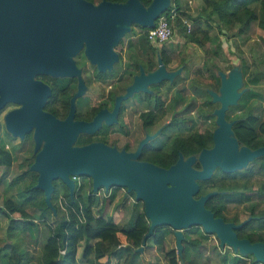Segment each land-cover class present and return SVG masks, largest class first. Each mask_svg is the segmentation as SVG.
<instances>
[{"label":"water","instance_id":"95a60500","mask_svg":"<svg viewBox=\"0 0 264 264\" xmlns=\"http://www.w3.org/2000/svg\"><path fill=\"white\" fill-rule=\"evenodd\" d=\"M171 5V0H152L144 5L140 0L112 2L101 0H0V112L6 105H19L3 116V126L14 138L24 139L32 133L34 161L29 170L37 173L35 188L45 194L47 206L52 203L54 181L61 180L72 196L77 177H89L92 191L101 188L124 187L134 193L136 201L144 203V213L149 220L148 232L143 239L146 246L156 227L169 226L174 230L176 249L182 255L184 231L201 227L214 233L221 247H230L243 257L254 256L264 263V243L239 238L236 229L247 223L226 222L216 217L206 207V202L217 192H208L196 198L199 181L208 180L219 168L231 173L247 168L258 157H264V146L251 149L240 146L227 112L239 103L247 90L243 71L234 66L229 72H219V91L209 89L214 103L216 127L213 147L203 149L198 158H184L169 167L138 159L150 136L143 139L134 152L118 150L101 142L77 145L80 133H93L105 121L115 120L119 105L137 92H149L150 84L164 80L173 82L183 67L168 70L159 56V66L152 72L136 75L126 92L116 98L114 110L102 109L93 120H75V101L86 89L82 69L74 57L84 50L88 61L99 72L112 70L119 61L116 47L134 25L153 28L157 20ZM63 57L65 62L52 67L48 59ZM77 77L78 91L71 99V109L66 119H59L46 111L45 105L51 88L35 75ZM110 116L114 120H110ZM198 159L201 168H194Z\"/></svg>","mask_w":264,"mask_h":264},{"label":"trees","instance_id":"16d2710c","mask_svg":"<svg viewBox=\"0 0 264 264\" xmlns=\"http://www.w3.org/2000/svg\"><path fill=\"white\" fill-rule=\"evenodd\" d=\"M88 1L99 3L101 0ZM109 1L125 2L126 0ZM140 1L147 6L152 0ZM201 1L203 4L196 15L189 13L186 7L183 6L181 0H171L170 8L162 14L169 16L170 23L174 26L176 32L185 38L186 42L197 43L202 46L207 42H211L216 44L217 47L211 50V52H207L209 57L202 65L196 68L190 69L186 60H181V65H185V69L188 70L186 76H177L171 84H167L168 86L166 88L167 93L173 88L177 89L176 91L180 94L181 100L178 101L177 97H173L172 104L169 107L175 108L178 103H182L183 100L187 99L189 92L196 93L197 95H209V86L214 91L219 90V72L222 69L217 63V58L221 54V43H218L219 35H210V30L214 24L219 34L226 32L233 34V36H239L247 30H250L252 24L257 22L258 35L264 39V0ZM255 2L261 5V17L258 16L256 10L253 8L252 4ZM173 9L177 11V16L170 18V12ZM184 18L191 21V32H187V26L183 22ZM138 27L143 35L141 33L139 34L137 43L133 40H128L126 42V49L158 50V47L155 48L151 45L147 38L148 29ZM123 43L121 42L120 45ZM166 44H163L159 49L163 62L165 65H169L172 61L171 55L176 52V49L174 46H168ZM156 65V62H149V68L155 67ZM230 69H232V66H229L227 70ZM241 69L245 79L244 86L248 87L247 85L253 84V87H250V90L244 93L240 100L241 103L239 102L238 104V106L245 104L246 107L244 108L243 115L236 118L237 120L233 130L240 145H246L255 149L264 146V119H262L261 114H257L258 110L260 111L262 109V112H264V109L260 107L259 101L252 100L249 104L248 100L252 96L253 98L261 97L259 84L264 79V71L258 68L254 70L246 62L243 63ZM206 77H211L214 83L212 85L208 84ZM187 79L191 81L190 86L185 84ZM57 90L59 91V89ZM261 93L263 95V92ZM207 103L214 105L212 101H208ZM194 106L195 103L193 102L180 112L182 115L180 125L186 128L191 127L190 122L193 119L184 113L192 110ZM176 121L175 119L174 122ZM2 129L5 130L3 124H0V138ZM5 132L11 136L6 130ZM212 135V131L202 133L198 130L187 135L177 134L169 142V148L165 152L148 153L149 156L143 159L150 160L161 167L167 168L176 162L179 156L178 152H181L187 157L192 154H198L203 147L210 146L212 144ZM29 137L31 139V154L29 153L28 156L22 158L18 165L19 168H23L24 166L27 168L18 174L17 178L23 177L25 174L31 172L29 167L34 161L35 154L32 151V137L27 136V139ZM27 139L18 143L20 150L24 149ZM12 140L17 139L13 138ZM5 141V138L3 139L2 137V143L0 142V168L6 173H4V177L7 175L13 163L18 159L15 154L18 151L16 149L18 145L11 144L12 149H9ZM83 142L86 141H82V139L78 140L79 144ZM262 158H256L247 168L242 170L223 173V175L227 176V179L216 184V189L219 191L217 196L221 197L223 195L221 193L222 191H225L227 193L226 195L229 196L238 194L242 199H246L250 195L263 194L264 184L255 186L252 183L254 176L261 175L264 177V161ZM219 173H221V170ZM238 178H240V182L237 181ZM0 181L2 182L1 178ZM36 183L37 175H34L32 181L24 189L25 198L22 203L13 198L4 197L2 204H0V214L9 219L7 235L4 238H0V264H112V256L118 258L116 264H137V250L143 246V239L148 232L150 224L144 211L134 214L129 222V226L122 227L117 224L112 216H104V207L107 201L105 199L98 210V216H96L93 207L99 203V199L92 193L86 194L83 192V188L78 185L77 180L72 196L69 193V188L62 181L61 183L64 184L65 190L61 189L58 181H54L55 190L52 194V203L55 210H52L45 202L44 192L34 187ZM204 184L201 183V193H205L207 190ZM60 195H63L62 198L65 201L66 207L64 206V209H61L57 202ZM132 195L134 194L132 193ZM217 196H212L206 203V207L210 208L216 216L224 217L225 220L238 221L234 217L226 216V205L229 202H221L220 204L212 202ZM246 208L248 210V216L252 218L240 229H236L239 238H248L251 242L264 243V231L257 230L258 228L256 227L264 225V206L261 207V204L255 201L247 205ZM30 209H32V213L29 211ZM48 212L54 217L55 224H51L46 218ZM35 213H38L39 216L36 217ZM38 219L41 220L44 229L47 230V234L41 240L37 238V235L35 238V232H38L39 227L38 222H36ZM192 233H197L198 237L193 238ZM23 235H28L30 241L35 240V244L40 247L39 254H33L28 245L24 247L19 240ZM166 236L165 226H159L156 227L148 240L164 252L169 264H180V261L183 264H200L196 258L198 255L193 253L191 249L201 245L203 239H206L208 236L201 227L194 226L184 232L185 238L183 241L184 249L182 255H178L175 247L168 248ZM10 240L13 241L10 242ZM109 243H112L111 245L114 244L116 248L113 254L106 247ZM146 246H148V241ZM219 248V253H221L220 264H264L256 261L254 256L243 257L229 248L221 246Z\"/></svg>","mask_w":264,"mask_h":264},{"label":"rangeland","instance_id":"374dc122","mask_svg":"<svg viewBox=\"0 0 264 264\" xmlns=\"http://www.w3.org/2000/svg\"><path fill=\"white\" fill-rule=\"evenodd\" d=\"M184 7H186V10L191 13L192 15H196L198 13V10L202 6L201 0H181ZM253 5V8L256 10L259 17H261V5L257 2H255ZM177 12V11H176ZM135 30V31H133ZM142 34L139 27L137 25L132 27L131 32L125 35L122 42H124L122 45H118L116 47V50L124 56V59H127L128 56L126 55L125 49L127 48L126 42L129 40L137 41L138 35ZM143 35V34H142ZM210 35H219V41L218 43H221V54L217 58V63L222 69V72H229L230 70H227L229 66H239V68L242 67L243 63L246 62L250 68L254 69L258 68L260 70L264 71V39L259 37L257 32V22H254L251 26L250 30H247L244 34L239 36H233L231 33H224L219 34V31L216 27V25H213V28L210 30ZM137 43V42H136ZM166 45L168 46H174L176 49L175 54L173 53L171 55L172 61L169 64V69L177 70L179 66H181V60L185 59L187 62V65L190 69L196 68L199 65H202L204 61L209 57L207 55V52H211V50L216 49V44H213L211 42H207L204 46L199 45L197 43L192 42H186L185 38H183L178 32H175L174 38L168 42ZM123 59V60H124ZM121 60V62L123 61ZM85 61V62H84ZM83 64L86 70V76L89 81V93H87L89 96V101L91 104H94L97 102V100L100 99L101 95H103L106 90L108 89V86H101L98 85L97 82L91 79V67L86 62L87 60H84ZM116 68L118 70L121 69L122 64L116 63ZM257 66V67H256ZM181 72L182 76H186L188 70H184ZM250 69V70H252ZM245 81V79H244ZM190 80L187 79L185 81V84L190 86ZM206 82L208 84H213L214 81L210 77H206ZM248 82V81H247ZM167 83L164 85V93L163 95H160V97H163L162 100L164 101L165 106V116L164 120L162 122L169 121L171 115L174 113H180L182 110H184L185 107L189 106L191 103H195V106L192 110L189 112H185L186 116H190L193 118V121L190 122L189 128H183L180 127V132H172L171 128H168L165 130L166 135L160 136L159 140L166 141L167 146L169 145V142L177 136V134H183L187 135L188 133L194 132L198 130L199 132H203L204 130H213L214 129V121L216 119L215 115L212 113L214 111V108L216 105H212L207 103L208 101H211V96L204 94V95H197L196 93L189 92L187 99L183 100L182 103H178L176 107H169L170 104H172L173 97H177L178 101L181 100L180 94L176 91L177 89L173 88L170 92L167 93ZM248 87H245L247 90L245 92H248L250 87H253V84L247 85ZM259 90L261 97L252 98L248 100L249 104L252 102V100H257L260 102V107L264 109V79L259 84ZM212 88L209 86V89ZM258 88V87H257ZM213 90V89H211ZM104 92V93H103ZM263 92V95L262 93ZM244 95V94H243ZM242 95V96H243ZM195 98V100H194ZM242 98V97H241ZM241 100V99H240ZM239 102L241 103V101ZM84 100H79L78 106L81 108L85 107ZM176 104V102H175ZM174 104V105H175ZM239 104V103H238ZM258 106V105H256ZM245 104L242 106H232L227 112V119L231 120L233 118H237L238 116H242L244 113ZM11 108V107H10ZM6 108L3 112L10 109ZM175 111V112H174ZM262 109L260 111H257V114L262 115V119H264V112H262ZM0 113V124H3V114ZM133 119H136L135 116H133ZM168 134H170V137L168 139ZM2 137L5 138V142H7V146L9 149H12L11 144L18 145L19 141L12 140L13 138L6 134L5 130H1V140L2 143ZM22 140V139H20ZM12 141V142H11ZM29 141V139H28ZM25 143V147L23 150H20V146H17V152L15 153L18 157L17 161H15L12 165V167L9 169L7 175L5 171L0 168V178L2 179V182L0 181V204H2V200L4 197H10L13 198L20 203L23 202V199L25 198V187L32 181V178L34 175H37L35 172H29L25 174L23 177L17 178V175L26 170V166L23 168H19L18 165L21 162L22 158L25 156H28L29 153L31 154V144L30 141ZM33 151V149H32ZM5 173V174H4ZM4 177V178H3ZM75 180H77L78 185L83 188V192L86 194H93L96 196V198L99 199V203L93 207V210L95 211V215L98 216V210L101 207V204L103 200L107 199L106 205L104 207V216H112L117 224L122 227L129 226L130 220L133 218L134 214H138L140 212L144 211V203L142 201H136L135 194L132 195V193L127 192L126 188L124 187H111L107 192H104L103 189L99 190L98 192H93L91 190V179L89 177H77ZM58 181L59 186L62 190H65V186L63 183H61V180ZM252 183L255 186H259L261 184H264V178L263 176L257 175L252 178ZM63 195H60L57 202L60 208L64 209L65 201L62 198ZM226 197V196H224ZM222 198V197H221ZM258 202L261 204V207L264 206V193L261 195H250L247 196L246 199L243 198L240 201L233 199L228 207H227V213L230 217H237L238 220H244L248 217V210L247 205H249L252 202ZM66 207V206H65ZM31 213L33 212L32 209L29 210ZM17 215V214H15ZM14 215V216H15ZM35 216L38 217L39 214L35 213ZM46 218L51 222V224H55L54 217L48 212L46 215ZM36 222H38V232H35V238L37 235L38 239H42L46 234L47 230L44 229V225L41 222L40 219H38ZM8 221L5 217L0 215V238H4L7 235V229H8ZM258 229L264 231V225L263 226H256ZM165 231L167 232L166 241L168 248L175 247V236L173 233V229L169 226H165ZM186 231V230H185ZM184 231V232H185ZM206 233V232H205ZM208 236L206 239H203V242L201 245L197 247H193L191 251L198 256H196L197 261L200 264H220V255L219 253V238L214 233H206ZM193 238H197V233H192ZM20 242L26 247L28 245L30 251L33 252V254L37 255L39 254L40 247L39 245L35 244L34 241H30L28 235H23L20 239ZM33 240V239H32ZM13 240H10L12 242ZM30 243V244H29ZM112 244V243H111ZM110 243L106 245L107 248H109L110 253L113 254L116 251V248ZM114 246V247H113ZM229 248L230 247H225ZM232 250V249H231ZM179 255V254H178ZM252 256V255H250ZM112 264H116L118 261V258L116 256H112ZM197 262V263H198ZM137 264H169L168 259L165 256L164 252L161 251V249L153 245L150 240H148V246H144L142 250L140 248L137 250ZM180 264H183L180 261Z\"/></svg>","mask_w":264,"mask_h":264},{"label":"flooded vegetation","instance_id":"af4514ba","mask_svg":"<svg viewBox=\"0 0 264 264\" xmlns=\"http://www.w3.org/2000/svg\"><path fill=\"white\" fill-rule=\"evenodd\" d=\"M150 44L153 45L155 48L158 47V50L156 49V51H155L152 49H148V50H128V49H125L126 55L128 56L127 59H124L123 58L124 56H122V54L119 53L120 58H119V61L116 63L122 64V67L120 70H118L116 68L117 66L115 63L112 70L106 71V72H99L97 67L95 65H92L88 61V59L85 56L84 50H81L74 57V60L76 62L77 67L82 69V77H83L84 82L86 84L85 92L81 96L77 97L76 101H75V117H74L75 120H84V121L89 122V121L93 120V118L102 109H106V110H108L109 113H111L114 110L116 98L120 95H123L126 92V88L132 84L135 76L140 74L141 67L144 69L146 74L149 72H152L158 68L159 56L161 57V52H160L159 48H161V46L159 47V46H156L152 43H150ZM84 60H87L86 62L92 68L91 69V79L94 80L95 82H97L98 85L108 86V89L106 90V92L105 93L103 92L104 94L101 95L100 99L97 100V102L94 104L90 103L89 98H88L89 96H87L88 95L87 93H89L90 86L88 84L89 78H87V76H86V70H85V67L83 64ZM121 60H123V61L121 62ZM65 61H66V59H64L63 57H57V59H54V60L48 59L47 62L50 63V66L55 67V66H59L60 63L65 62ZM151 61L156 62L157 65L155 67L149 68V62H151ZM182 66H184V70H185V65H181L178 68H180ZM166 67L170 71L173 70V69H169V65H166ZM35 79L42 81L43 83L47 84L52 90V93H51L50 97L48 98L44 109L46 111L52 113L53 115H55L59 119H62V120L66 119V117L68 116L70 109H71V99L76 94V92L78 91V79H77V77H67V76L61 77V76H52V75L45 74V73H38L35 75ZM166 83L171 84V82L168 80H164L160 83L150 84L148 86V88L150 90L149 92H142V91L137 92V93H134V95L132 97H129L128 99L123 100L121 102V104L119 105L118 112L115 115V120H114V118H112L110 116V120H114V121H112L111 124H106L105 121H103L102 125L97 130H95L93 133H80L78 136L76 144L77 145H84V144H88V143H92V142H101V143H104L108 146L116 147L118 150L124 149L127 152H134L139 147L141 141L143 139H145L146 136H150L148 142L143 146L138 159L141 161L152 162L150 160H146L143 158H146L147 156H149L148 153L165 152L169 148V146H167L168 140L162 141V142L159 140L160 136L166 135V134H164L165 130L168 128H171L172 132H176V131L180 132V127H181V129H182V127L186 128V127L180 125V119L182 118V115H181V113H178V112L171 115L169 121L162 122V120H164V116H165V109L164 108L166 105L164 104V101L162 100L163 97H160V95H163V93H164V85H162V84H166ZM57 89H59V91ZM218 91H216V92H218ZM79 100L80 101L84 100L85 107L81 108L80 106H78ZM211 101H212V98H211ZM213 104L216 105L215 108H217L219 106V103L213 102ZM18 106L19 105L13 104V103L6 105L4 110L7 107L8 108L11 107V108L7 109L4 112V114L13 108H17ZM4 110H2L1 112H3ZM212 113H213V111H212ZM1 114H3V113H1ZM4 114H3V116H4ZM133 116H135L136 119H133ZM175 119L177 120L176 122H174ZM236 120H237L236 118H233L229 121H235L234 122V124H235ZM214 124H215V126H214V129H215L216 119L214 121ZM234 124H233V127H234ZM214 129L211 130L212 133H213ZM206 131H210V130H204L202 133H204ZM27 136L32 137V133L27 134L23 140H20L19 138H16V139L19 142L25 141L27 139ZM169 137H170V134H168V139H169ZM28 139H29V141H31L30 137ZM28 139H27V141H28ZM80 139H82V141H86V142L79 144L78 140H80ZM32 140H33V138H32ZM239 144H240V142H239ZM33 145H34V142H33ZM33 145H32V149H33ZM240 146H246V145H240ZM212 147H213V135H212V144L210 146L203 147L199 151L198 154H192L189 156L194 155V156H196V158H198L200 152L203 149H210ZM255 149H257V148H255ZM178 153H181V152H178ZM189 156H187V157L184 156V158H188ZM262 160L264 161V157L262 158ZM193 166L196 169L201 168L198 159H196ZM219 171H220V169L217 168L214 171V174L212 175V177L210 179L199 181L200 190H199V193L196 195V198H198L199 196H201L203 194H206L208 192H213V191L217 192V194H215L214 196H217L219 194V191L216 189V184L218 182H223L227 179V176L223 175V173H226V172H223L221 170V173H219ZM215 174H217V175H215ZM237 181L240 182V178H238ZM201 183L202 184L205 183L204 185L207 188L205 193L200 192L201 191ZM221 193L223 194L221 196L222 198L219 196L215 197L212 200L213 203H218V204H220L221 202L222 203L223 202H225V203L229 202L230 203L233 199L238 200V201H240L242 199V197H240L238 194L237 195L233 194V195L229 196V195H226L227 193L225 191H222ZM224 196H226V197H224ZM229 203H227L226 207H228ZM208 209H210V208H208ZM225 212H226V216L230 217V216H228L227 211H225ZM216 217H222V216H216ZM222 218L225 220L224 217H222ZM234 218H236L238 220L237 217H234ZM248 218H252V217L248 216L244 220H247ZM244 220H238V221L225 220V221L226 222H233L235 224H239V223L243 222ZM240 228H238V229H240ZM236 233H237V231H236Z\"/></svg>","mask_w":264,"mask_h":264},{"label":"built area","instance_id":"2783aa9c","mask_svg":"<svg viewBox=\"0 0 264 264\" xmlns=\"http://www.w3.org/2000/svg\"><path fill=\"white\" fill-rule=\"evenodd\" d=\"M175 16H177V13H176L175 9H173L170 12V18H175ZM183 22L187 26V32H191V30H192L191 21L184 18ZM175 32H176V29L170 23L169 16L166 14V15H162L157 20V22L153 28H148L147 38H148L150 43L160 47L163 44L170 42L174 38ZM101 189H103L104 192H107L104 188H101ZM62 253H64V251H62Z\"/></svg>","mask_w":264,"mask_h":264},{"label":"crops","instance_id":"0c3cea01","mask_svg":"<svg viewBox=\"0 0 264 264\" xmlns=\"http://www.w3.org/2000/svg\"><path fill=\"white\" fill-rule=\"evenodd\" d=\"M139 36V35H138ZM1 216H3L2 214H0ZM14 216V215H13ZM3 217H5L6 218V220L8 221V223H9V219L6 217V216H3ZM9 225V224H8Z\"/></svg>","mask_w":264,"mask_h":264}]
</instances>
